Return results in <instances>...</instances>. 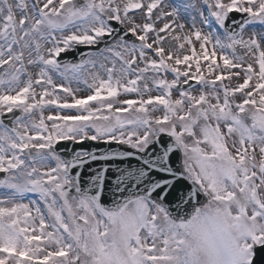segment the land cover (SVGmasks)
<instances>
[{
    "label": "snow or ice",
    "instance_id": "1",
    "mask_svg": "<svg viewBox=\"0 0 264 264\" xmlns=\"http://www.w3.org/2000/svg\"><path fill=\"white\" fill-rule=\"evenodd\" d=\"M0 264H264V0H0Z\"/></svg>",
    "mask_w": 264,
    "mask_h": 264
},
{
    "label": "water",
    "instance_id": "2",
    "mask_svg": "<svg viewBox=\"0 0 264 264\" xmlns=\"http://www.w3.org/2000/svg\"><path fill=\"white\" fill-rule=\"evenodd\" d=\"M80 51H84V52H87L88 49L87 48H83L81 47L78 51H74V52H69L67 54H64L63 55V58L64 59H67V60H78L80 57H79V52ZM62 145H66L68 148H73L75 147L77 150L80 148V147H84V148H87V149H90V148H94V147H108L107 145H104V144H97L95 142H92V141H85L83 143V145H72L70 142H62ZM97 165L94 163L93 165H91V167L94 169Z\"/></svg>",
    "mask_w": 264,
    "mask_h": 264
},
{
    "label": "rangeland",
    "instance_id": "3",
    "mask_svg": "<svg viewBox=\"0 0 264 264\" xmlns=\"http://www.w3.org/2000/svg\"><path fill=\"white\" fill-rule=\"evenodd\" d=\"M81 87L83 88L84 86H83V85H81Z\"/></svg>",
    "mask_w": 264,
    "mask_h": 264
}]
</instances>
